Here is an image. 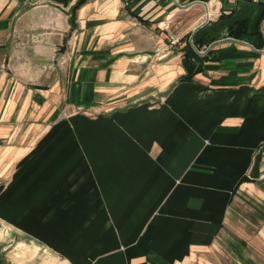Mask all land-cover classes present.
<instances>
[{
  "label": "crops",
  "instance_id": "0c3cea01",
  "mask_svg": "<svg viewBox=\"0 0 264 264\" xmlns=\"http://www.w3.org/2000/svg\"><path fill=\"white\" fill-rule=\"evenodd\" d=\"M76 2L0 0V264H264V0Z\"/></svg>",
  "mask_w": 264,
  "mask_h": 264
},
{
  "label": "trees",
  "instance_id": "16d2710c",
  "mask_svg": "<svg viewBox=\"0 0 264 264\" xmlns=\"http://www.w3.org/2000/svg\"><path fill=\"white\" fill-rule=\"evenodd\" d=\"M84 1L85 0H77L74 5L75 8ZM246 32L247 29L245 21H238L228 29V34L235 37H240L242 33ZM254 34H257V31ZM196 43L198 44V41L194 39L192 40V43L188 40L184 42V45L182 47V63L185 68V74H183L180 79H191L192 76L200 70V68H198V62L196 61L198 56L194 50V46L196 45ZM203 58H206V55Z\"/></svg>",
  "mask_w": 264,
  "mask_h": 264
},
{
  "label": "built area",
  "instance_id": "2783aa9c",
  "mask_svg": "<svg viewBox=\"0 0 264 264\" xmlns=\"http://www.w3.org/2000/svg\"><path fill=\"white\" fill-rule=\"evenodd\" d=\"M170 42L171 43H177L178 42V39L176 37H174L173 34H170ZM191 43H192V41H191Z\"/></svg>",
  "mask_w": 264,
  "mask_h": 264
},
{
  "label": "rangeland",
  "instance_id": "374dc122",
  "mask_svg": "<svg viewBox=\"0 0 264 264\" xmlns=\"http://www.w3.org/2000/svg\"><path fill=\"white\" fill-rule=\"evenodd\" d=\"M210 13V12H209Z\"/></svg>",
  "mask_w": 264,
  "mask_h": 264
}]
</instances>
